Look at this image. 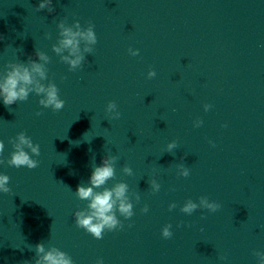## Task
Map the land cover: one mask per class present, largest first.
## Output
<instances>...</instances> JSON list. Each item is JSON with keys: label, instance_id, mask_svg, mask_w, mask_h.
I'll use <instances>...</instances> for the list:
<instances>
[{"label": "clouds", "instance_id": "obj_1", "mask_svg": "<svg viewBox=\"0 0 264 264\" xmlns=\"http://www.w3.org/2000/svg\"><path fill=\"white\" fill-rule=\"evenodd\" d=\"M47 9L49 13L55 11L52 6V0H40L35 8L36 12ZM58 38L56 43L52 45V51L60 58V61L69 66V71H75L86 62L85 54H92L94 45L97 44V35L94 31L95 25L89 20L86 27H82L79 20H75L71 25L66 19L57 22ZM46 39H51V33H45ZM3 37L0 36V40ZM17 50V49H16ZM18 51V50H17ZM128 52L131 56H138L139 49L129 48ZM37 59L29 57L27 63L9 62L5 65L4 71L0 74V98L5 106H11L16 102L27 101L29 95L34 93L41 97L38 101L45 109H52L58 112L65 107V101L60 98L59 89L54 82L48 81V67L51 58L42 51L36 50ZM157 75L154 70H149L147 78L152 79ZM48 81V83H44ZM212 105L205 104V112L211 109ZM106 113L110 115V119H119L121 113L117 110V104L109 101L106 106ZM43 113L37 111L36 116ZM203 120L194 121V127L202 126ZM227 127V125H223ZM13 147L10 158L6 161L0 159V165L21 168L26 167L29 170L39 166V160L33 159V156H40V145L33 143L31 137L24 132L18 133L14 138L9 140ZM213 147L215 144L209 141ZM178 147L176 141L167 144V152L172 153ZM4 142L0 141V156L4 152ZM183 159V157L181 158ZM118 157L115 155H106L102 159L100 166L93 167L87 185L81 184L77 187L75 195L78 199L88 201L85 209L74 212L75 224L78 228L84 229L97 240L103 239L105 231L123 230L124 224L118 219L117 213L124 219H130L134 215V204L129 195V185L125 182H117L111 188L104 187L109 180L115 179L116 162ZM178 174L182 177H188L190 170L183 163L177 165ZM122 172L127 176L133 175V169L129 165L122 168ZM10 177L0 174V193H11L9 187ZM150 188L153 193L159 192L161 185L152 179L149 181ZM102 189V190H97ZM136 203L140 202L139 193L132 194ZM175 203L169 204V211L176 208ZM221 208V205L215 201H210L208 197L201 196L199 203L191 199L185 201L180 211L184 214L191 215L197 209H207L210 213H215ZM149 211L148 205L145 204L141 208L142 213ZM201 219H206L202 216ZM128 227H132L131 224ZM180 227H191V225L178 224ZM172 225L167 224L161 230L164 239H170L173 236L171 231ZM203 231V228H201ZM36 259L35 264H74L72 258L64 251L52 246L45 248L43 243L35 246ZM257 257V264H264V252H254ZM220 260H227L226 255L219 257ZM27 264V262H25ZM96 264H103L102 259H98Z\"/></svg>", "mask_w": 264, "mask_h": 264}]
</instances>
